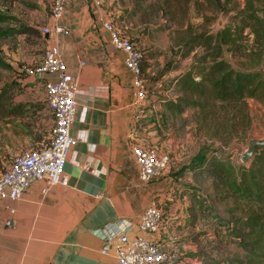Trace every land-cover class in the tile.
Masks as SVG:
<instances>
[{"label": "crops", "instance_id": "1", "mask_svg": "<svg viewBox=\"0 0 264 264\" xmlns=\"http://www.w3.org/2000/svg\"><path fill=\"white\" fill-rule=\"evenodd\" d=\"M121 2L64 0L60 24L66 32L59 36L58 46L76 82L77 103L71 127L74 143L64 169L66 183L52 187L46 195L35 183L19 199L0 201V264H116L113 247L90 229L119 218L136 222L153 203L162 212L157 233V241L167 254L162 264H203L199 247L203 243L191 195L195 185L190 175L195 171H178L187 139L182 142L174 137L171 120L176 114L168 106L175 103L176 79L188 67L166 69L164 51L162 56L157 53L159 42L140 29L124 30L119 20L129 18ZM25 18L39 31L52 23L49 13ZM103 20L142 51L144 99L137 97L123 53L114 49L102 30ZM47 39L52 41V33ZM19 61L18 55L11 53L7 60L10 78L4 88L9 94L18 87L19 93L11 96L23 93L25 98L13 100L10 115L3 119L10 144L5 147L9 153L16 151L14 154L27 146L36 150L46 145L39 133H12L10 125L27 119L28 114L42 121L45 87L54 78L28 75L20 69ZM22 61L38 64L30 55ZM138 144L154 147L171 158L163 172L144 183L138 179L132 156V147Z\"/></svg>", "mask_w": 264, "mask_h": 264}, {"label": "rangeland", "instance_id": "2", "mask_svg": "<svg viewBox=\"0 0 264 264\" xmlns=\"http://www.w3.org/2000/svg\"><path fill=\"white\" fill-rule=\"evenodd\" d=\"M51 2L52 0L11 2L0 0V11L10 10L11 13L22 19L25 16L36 18L38 15L44 16L49 13ZM121 3L124 5L126 18H129V21L120 19L119 25L126 31L140 29V33L159 42L160 50L157 53L162 56L164 51L163 59L166 69L189 67L193 62V54L201 53L200 49H196L193 53L185 56L183 45L191 35L203 31L216 33L226 29L232 34H235L236 31L237 34L235 35V45L224 47L223 58L234 69H255L264 75V49L262 48L264 43L257 42L250 29L244 27L246 0H214L213 9L205 3V0H198L196 3L194 0L189 2L185 0H167V2L165 0H122ZM254 6L258 8L257 4ZM17 24V22L0 24V59L7 63L13 53L18 55L21 61L18 64L22 65L24 63L22 60L26 59L28 55L38 63L42 59L45 43L40 42L32 35L28 37L14 35L12 31ZM242 27L244 28L242 29ZM9 78L10 69L0 67L1 170L9 165L12 155L16 152L9 153L8 147H5L10 144L8 135H6L8 130L5 131L7 127L3 119L10 115L9 110L14 104L13 100L14 102L19 101L20 98L22 101L25 100L22 97L23 93L15 98L11 96V94L19 93L20 88L18 87L9 94L4 91ZM42 103L45 108L42 121L39 120V116L36 121V118H32L34 114H28L27 119L20 120L18 124L11 123L12 133L19 131L29 136L32 133H39L38 135L44 139V144L48 143L52 116L45 101ZM245 103L247 121L239 115L234 118L231 111L225 113L217 109L215 117H208L204 122L206 127L203 126L201 129L199 128L201 113L194 108H187L181 114L175 113L176 116L171 120L174 137L182 142L187 139L183 145L185 148H179L181 149V158L178 171L185 168H192L195 171L190 175V179L195 185L191 187V195L194 200L193 214L197 218L198 232L200 231L203 243L199 246L203 264H236L232 260L242 258L246 254V251L233 240L229 234V228H227L228 222L232 220L231 217L246 216L245 203L235 201L231 197L221 199L213 190L211 179L201 172V167L205 164V161H201L203 158L207 160L211 156H225L236 168L248 165L251 158L243 162L241 155L247 150L249 140L264 138V105L253 99H247ZM19 104L21 105L22 102ZM222 123L227 127L230 136L223 131L220 126ZM215 130L218 131L219 137H210ZM25 149H29V146Z\"/></svg>", "mask_w": 264, "mask_h": 264}, {"label": "built area", "instance_id": "3", "mask_svg": "<svg viewBox=\"0 0 264 264\" xmlns=\"http://www.w3.org/2000/svg\"><path fill=\"white\" fill-rule=\"evenodd\" d=\"M63 11L64 0H52L49 6L52 23L50 26H42L40 34L45 37L52 33L53 39L45 40L40 63L20 66L28 75L54 77L45 87V102L53 116L49 141L40 149L22 150L12 156L8 167L0 173V201L19 199L35 183L39 185L42 195H46L52 187L66 183L64 169L74 143L71 127L77 103L76 82L67 71L58 46L59 36L66 32L60 24ZM101 28L108 35L114 49L123 53L125 66L134 77L137 97L144 99L145 85L140 67L142 51L129 38L122 36L111 22L103 20ZM132 156L138 167V179L141 183L158 176L171 161L168 153L141 144L132 147ZM161 224L162 212L153 203L141 213L136 222L119 218L92 228L90 232L105 245L113 247L116 264H162L166 261L167 254L157 241Z\"/></svg>", "mask_w": 264, "mask_h": 264}, {"label": "trees", "instance_id": "4", "mask_svg": "<svg viewBox=\"0 0 264 264\" xmlns=\"http://www.w3.org/2000/svg\"><path fill=\"white\" fill-rule=\"evenodd\" d=\"M205 3L213 9L214 0H205ZM254 4H257L258 8ZM244 20V27L250 29L255 40L260 44L264 43V0H246ZM10 22L18 23L12 31L14 35H32L44 43L45 39L37 27L29 25L10 10L0 11V24ZM236 34V31L232 34L226 29L216 33L203 31L191 35L184 42L185 56L196 49H200L201 53L193 54L191 65L176 79L175 103L169 102L168 106L176 114H181L187 108L200 111L201 129L208 117H215L217 109L225 113L231 111L234 118L239 115L247 121V99L264 105L263 73L255 69H234L223 58L224 47L235 45ZM0 67L8 69L9 65L0 59ZM233 125L235 126V123ZM220 126L226 134L231 135L224 123ZM210 137H219L218 131H213ZM205 159L201 161H205L201 172L211 179V186L216 194L221 199L231 197L235 201H243L247 207L246 216L231 217L232 223L228 222L229 234L246 251L244 257L232 261L236 264H261L264 262V146H256L248 165L238 168L225 156H211Z\"/></svg>", "mask_w": 264, "mask_h": 264}, {"label": "water", "instance_id": "5", "mask_svg": "<svg viewBox=\"0 0 264 264\" xmlns=\"http://www.w3.org/2000/svg\"><path fill=\"white\" fill-rule=\"evenodd\" d=\"M48 35H45V38L47 39ZM262 147L264 146V138L263 139H251L247 143V150L241 155V161L246 162L249 160L253 154L255 147Z\"/></svg>", "mask_w": 264, "mask_h": 264}]
</instances>
